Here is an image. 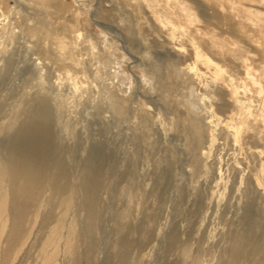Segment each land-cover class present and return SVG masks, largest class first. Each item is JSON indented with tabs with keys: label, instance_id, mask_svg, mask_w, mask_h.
<instances>
[{
	"label": "rangeland",
	"instance_id": "1",
	"mask_svg": "<svg viewBox=\"0 0 264 264\" xmlns=\"http://www.w3.org/2000/svg\"><path fill=\"white\" fill-rule=\"evenodd\" d=\"M194 1L200 22L215 26L210 10ZM3 3L0 159L37 129L56 149L68 188L8 203L0 264H44L47 254L53 264H264V198L252 181L264 164V119L250 118L255 129L236 144L226 87L212 83L206 67L190 69V48L178 50L143 0ZM35 26L39 38L29 34ZM61 39L76 47L67 61ZM194 122L203 126L201 139L189 129ZM251 234L254 245H239Z\"/></svg>",
	"mask_w": 264,
	"mask_h": 264
},
{
	"label": "bare ground",
	"instance_id": "2",
	"mask_svg": "<svg viewBox=\"0 0 264 264\" xmlns=\"http://www.w3.org/2000/svg\"><path fill=\"white\" fill-rule=\"evenodd\" d=\"M3 1L4 0H0V5H2ZM37 1L42 6H46V0ZM143 1L146 4L145 6L150 8L149 10H152L156 15V17L153 16L157 18V22L160 23L157 24L161 25L163 29H167L171 40L173 39L178 42V50L185 52L190 48L193 56V63L190 69L195 74H198L200 66H204L208 69L207 71L210 72L209 74H211L212 83H222L224 87H226L228 95L235 104L232 116L233 119L231 123L227 124V127L231 132L230 135H232L234 142L240 144L243 132L247 130V128L255 129L252 125L250 126V118L254 120L261 118L262 121L260 120V122L262 123L264 119V0H200L203 5L210 10L211 14L209 17L216 20L215 26H213L211 22H200L194 0ZM80 15V13H76L75 16L78 19ZM39 33L40 29L36 28V26L35 29L29 32V34L37 35V37ZM43 33L44 32L41 34ZM81 36L80 33H76L75 38L79 39ZM41 39L43 40L40 36V40ZM58 47L60 49H58L60 51L59 55L61 54V57H59L65 60L69 58V56L74 53L73 50L76 49L73 44L68 45L64 39L58 42ZM74 62L78 63V61ZM75 63H73V65ZM65 71L67 78L77 84L75 74H72L73 72L67 69H65ZM237 71H241L243 74L239 76ZM249 94L253 95L250 97ZM252 97L258 100L257 103H259L260 110L253 108L255 100L252 99ZM202 101L203 103L206 101L210 102L209 107L212 109V113H215L211 97L203 95ZM188 106L194 109V101L189 100ZM35 116H37V113L34 114V117ZM30 121L32 122V120ZM199 125L194 122L189 129L192 134L201 139L200 135L203 131L201 128L203 126ZM35 130L36 133L34 134L32 132L28 133L32 139L24 144L25 147L23 144L14 143L7 150L8 154L6 159H0V241L7 227V217L10 214H7V207L11 200L13 204L15 203L18 205H21L20 202L22 201L36 202L45 190L61 195L64 194L68 188V184L66 183L68 175L64 169L65 167L62 168V165L59 167L55 165V160L57 158H53V154L56 149L53 150L50 144L47 146L43 144V141H50V138L41 140L38 134L40 132H38L37 129ZM20 135L22 137V134ZM260 154H263V152H260ZM51 164H54V169H52L53 167ZM90 177L88 179H90ZM94 178L96 177L94 176ZM252 181L256 188L261 191L264 198V164L260 169L255 171L252 176ZM96 183L98 182L96 181ZM97 185H95V187ZM89 188L93 194L94 187L91 185ZM92 196L93 195H90V197L88 196L87 206L90 212V223L92 226H95L94 217H96L97 214V203L95 204L94 197ZM64 201L68 202L70 200L66 198ZM56 202L58 201L55 200V203ZM39 206L41 207L43 205ZM253 217L254 216L250 217L251 222L249 224L252 226L253 230H256L255 228H257L258 225L254 222L255 219H253ZM56 232V230L52 232L49 240L55 238ZM172 240L173 244L177 243L176 236H173ZM70 242V238H67L68 246H70ZM241 242L242 243H239V245L250 247L256 243V239L252 234L245 235L241 238ZM247 252L250 253L252 251L250 250V252ZM259 252H261V249ZM243 253L246 254V249H243L242 254ZM44 264H53L50 254L45 256ZM229 264H233V259L230 260Z\"/></svg>",
	"mask_w": 264,
	"mask_h": 264
}]
</instances>
